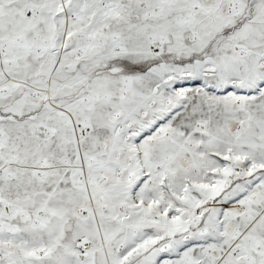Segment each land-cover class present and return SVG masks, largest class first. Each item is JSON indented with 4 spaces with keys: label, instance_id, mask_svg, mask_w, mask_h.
<instances>
[{
    "label": "snow or ice",
    "instance_id": "1",
    "mask_svg": "<svg viewBox=\"0 0 264 264\" xmlns=\"http://www.w3.org/2000/svg\"><path fill=\"white\" fill-rule=\"evenodd\" d=\"M0 264H264V0H0Z\"/></svg>",
    "mask_w": 264,
    "mask_h": 264
}]
</instances>
